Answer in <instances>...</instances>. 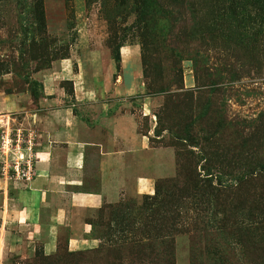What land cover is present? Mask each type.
Wrapping results in <instances>:
<instances>
[{
	"label": "rangeland",
	"instance_id": "374dc122",
	"mask_svg": "<svg viewBox=\"0 0 264 264\" xmlns=\"http://www.w3.org/2000/svg\"><path fill=\"white\" fill-rule=\"evenodd\" d=\"M107 75L135 84L152 190L91 213L92 248L1 264H264V0H0V138L48 77L71 104Z\"/></svg>",
	"mask_w": 264,
	"mask_h": 264
},
{
	"label": "crops",
	"instance_id": "0c3cea01",
	"mask_svg": "<svg viewBox=\"0 0 264 264\" xmlns=\"http://www.w3.org/2000/svg\"><path fill=\"white\" fill-rule=\"evenodd\" d=\"M56 78L44 82L38 106L19 107L20 114L11 117L13 125L19 124L15 130L31 140L32 176L0 177L1 260L8 255L22 259L37 248L45 257L61 246L69 253L92 248L91 213L118 202L130 189L137 194L152 190L143 165L152 146L138 131L133 79L107 75L86 87L70 78L76 101L70 104L55 86ZM4 112L1 107V116H11Z\"/></svg>",
	"mask_w": 264,
	"mask_h": 264
},
{
	"label": "built area",
	"instance_id": "2783aa9c",
	"mask_svg": "<svg viewBox=\"0 0 264 264\" xmlns=\"http://www.w3.org/2000/svg\"><path fill=\"white\" fill-rule=\"evenodd\" d=\"M4 135L5 137L2 136L0 138V153L13 149L14 152H17L18 158L15 162L16 164L12 167L13 170H9L10 166L8 163L0 159V177L5 179L29 180L32 176L33 158L31 140L23 139L21 134L17 133L15 143L12 145L6 132ZM20 150H26L27 155L20 153Z\"/></svg>",
	"mask_w": 264,
	"mask_h": 264
}]
</instances>
